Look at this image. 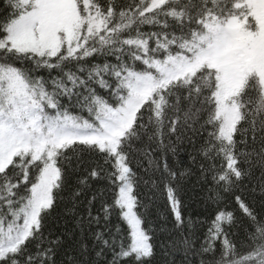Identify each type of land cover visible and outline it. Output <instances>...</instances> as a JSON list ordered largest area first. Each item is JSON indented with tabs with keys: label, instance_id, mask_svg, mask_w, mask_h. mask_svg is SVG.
<instances>
[{
	"label": "snow or ice",
	"instance_id": "obj_1",
	"mask_svg": "<svg viewBox=\"0 0 264 264\" xmlns=\"http://www.w3.org/2000/svg\"><path fill=\"white\" fill-rule=\"evenodd\" d=\"M197 137L199 233L178 167ZM0 264H264V0H3Z\"/></svg>",
	"mask_w": 264,
	"mask_h": 264
},
{
	"label": "trees",
	"instance_id": "obj_2",
	"mask_svg": "<svg viewBox=\"0 0 264 264\" xmlns=\"http://www.w3.org/2000/svg\"><path fill=\"white\" fill-rule=\"evenodd\" d=\"M122 4L131 3L132 0H117ZM3 7V0H0V9ZM143 30H146L148 26H141ZM174 139V138H173ZM179 160L178 165L180 170L184 168L190 169L191 174L186 173L185 178L182 181L181 199L185 205V214H191L193 217L194 228L197 232H203L207 228V224L204 221L210 219L211 208L213 205L210 202L206 203V198L210 195L208 186L203 181L197 178V165L188 159L189 155L196 156L195 149L199 147V138L191 143L187 140L183 141L179 145ZM196 159L200 158L196 156ZM140 162L134 161V167L138 170V182H139V193L141 206L140 210L143 212L146 221L150 222L154 229L157 230L158 239H164L168 236L172 228V215L170 207L167 205L166 198L160 193L157 188L150 182L152 174L146 170L147 159L139 157ZM255 177L257 178L254 183L258 185V178L260 176L259 167L256 166L254 169ZM253 184H248L249 195L254 196L257 203L260 200V193L257 188L255 193L251 192ZM197 217L203 218L197 220Z\"/></svg>",
	"mask_w": 264,
	"mask_h": 264
}]
</instances>
